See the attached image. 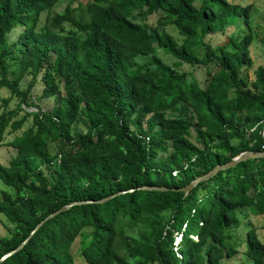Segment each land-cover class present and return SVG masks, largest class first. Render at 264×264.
Segmentation results:
<instances>
[{
  "label": "trees",
  "instance_id": "1",
  "mask_svg": "<svg viewBox=\"0 0 264 264\" xmlns=\"http://www.w3.org/2000/svg\"><path fill=\"white\" fill-rule=\"evenodd\" d=\"M72 1L51 13L58 0H0V88L9 91L2 104L18 99L0 111V144L31 119L6 142L14 156L0 163L8 188H0V215L12 225L0 236V256L63 204L124 192L46 219L0 264H74L75 241L82 264H222L241 239L246 264H264V243L243 213H264V157L218 170L186 194L177 190L239 152L264 151V37L253 79L239 76L252 64L250 5L91 0L81 8ZM215 32L224 40H205ZM37 80L40 97L55 100L47 110L31 101ZM241 221L242 236H231Z\"/></svg>",
  "mask_w": 264,
  "mask_h": 264
},
{
  "label": "rangeland",
  "instance_id": "2",
  "mask_svg": "<svg viewBox=\"0 0 264 264\" xmlns=\"http://www.w3.org/2000/svg\"><path fill=\"white\" fill-rule=\"evenodd\" d=\"M91 0H73L72 1V5H79L81 8L84 7L86 5V3L90 2ZM232 3H236V4H240V5H250V17H249V26L248 28L250 29V31L252 32V42L250 43L248 50H249V56L252 60V64L250 67L248 68H243L242 71L239 73V76L244 77L245 79H247L248 81H251L253 79V70L262 62V52H263V43L261 38L264 37V0H228ZM69 2V0H58V2H56V4L50 9V12H54V11H59L61 9H63L64 5ZM46 13L42 12L39 16L38 19V26L41 25L44 22V18H45ZM156 18V14H152L150 16H148L146 22L148 24L153 25L154 24V20ZM164 31H166L167 33H169L174 39H176L177 41H179V39L181 38L175 28L172 25H166L163 28ZM17 33V30L15 31H11L8 33L9 36V41L11 42L14 37L15 34ZM224 35L221 33H213L211 34L207 39L205 38V40H207L208 42H210L211 44H217L219 42H221L222 40H224ZM157 56L165 63L169 64L171 61H173V58L168 55V54H164L161 50H157ZM148 56H144L142 58H140L138 60L139 63L144 62L148 59ZM179 70H184L186 69L185 66H180L178 68ZM194 75L196 76L197 79L202 80L204 75L203 72L201 70V68L197 67L194 68ZM7 75L11 78L13 77L15 74L12 71H9L7 73ZM28 80L27 76H24L20 82H19V88L20 89H24L25 84ZM41 88H42V84L39 80H37V82L35 83V85L32 87V89L30 90V95H31V101L38 105L40 107L41 110H47L49 109L51 106H53L55 104V100L52 97H48V98H41L40 94H41ZM9 97V91L5 88H0V111L4 108H14L15 104L18 102V99L16 97H11L6 106H3L2 104V99L3 98H8ZM24 109L26 111H35V107H24ZM168 115L172 114L174 115L175 113H170L167 112ZM22 112H19V114L17 115V118H20L22 116ZM31 124V119L30 117H28L23 125L21 126V128L19 130H17L16 132H9L6 131L3 137V141L0 144V163L4 166H6L8 164V161L14 156L15 154V149L9 145L6 144V142H8L9 140H11L12 136L15 133H19L21 130L25 129L26 127H28ZM75 129H79L82 130L83 126L81 125H74ZM192 140V138H190ZM0 188L1 189H8L1 181H0ZM243 213H245L246 215L249 216V222L251 224V226H253V228L256 231V234L258 236V238L264 243V213L263 214H258V215H253V214H249L248 211L245 209L243 210ZM240 217H242V214L239 215ZM247 224V221H246ZM11 224L6 221L4 219V217L2 215H0V236H4V235H8L9 234V229L11 228ZM242 227H245V221H241V223L238 224V226L233 227L230 229V235L231 236H235V237H240L242 236L241 234V230ZM130 231V230H128ZM176 241H178V239H176ZM175 241V242H176ZM238 251L236 252V254L228 259H224L221 263L222 264H246L249 259L246 258L243 254L242 251L244 249V245H243V240H239L238 242V246H237ZM71 254L73 256L74 259V264H82V261L80 259V257L78 256L79 254V243L78 241H75L72 245H71Z\"/></svg>",
  "mask_w": 264,
  "mask_h": 264
},
{
  "label": "water",
  "instance_id": "3",
  "mask_svg": "<svg viewBox=\"0 0 264 264\" xmlns=\"http://www.w3.org/2000/svg\"><path fill=\"white\" fill-rule=\"evenodd\" d=\"M256 157H264V151H252V150H246V151H242L237 153L235 156L231 157L227 162L222 163V164H216L214 165L212 168H210L207 172L195 176L193 179H191L188 183H186L185 185L179 187L177 190L182 191L183 194H186L189 190H191L196 184H198L199 182L208 179L209 177H211L216 171L224 169V168H228L231 166H234L236 163H238L239 161H243L249 158H256ZM140 189H147V190H166L167 188L164 186H147V185H143L139 187ZM124 191H118L115 194L118 193H123ZM112 194V195H115ZM110 195V196H112ZM104 197L102 199L96 200V201H92V200H81V201H71L67 204H63L61 207H59L58 209H56L55 211L49 213L47 216H45L43 218V220L39 221L34 228L29 232V234L27 235L26 238H24L15 248L5 252L4 254H2L0 256V262L2 260H4L5 258H7L8 256L12 255L13 253H15L18 249H20L23 244L27 241V239L37 230V228L42 224L43 221H45L46 219L54 216L55 214L59 213L60 211H63L65 209H67L69 206L74 205V204H80V203H85V202H102L104 200H106L108 197Z\"/></svg>",
  "mask_w": 264,
  "mask_h": 264
},
{
  "label": "built area",
  "instance_id": "4",
  "mask_svg": "<svg viewBox=\"0 0 264 264\" xmlns=\"http://www.w3.org/2000/svg\"><path fill=\"white\" fill-rule=\"evenodd\" d=\"M259 123H261V125H262L261 128H260V130H259V136H260V139H261V145H260V147H261V149L264 150V115H263L262 119L259 121ZM254 127L255 126H253L252 128H250L249 130L250 131L253 130Z\"/></svg>",
  "mask_w": 264,
  "mask_h": 264
}]
</instances>
